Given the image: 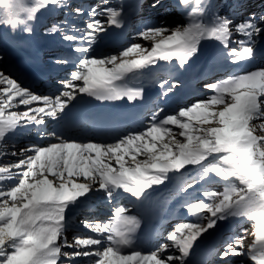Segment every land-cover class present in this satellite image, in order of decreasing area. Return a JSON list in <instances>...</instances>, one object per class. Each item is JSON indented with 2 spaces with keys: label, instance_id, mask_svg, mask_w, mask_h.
I'll list each match as a JSON object with an SVG mask.
<instances>
[{
  "label": "snow or ice",
  "instance_id": "1",
  "mask_svg": "<svg viewBox=\"0 0 264 264\" xmlns=\"http://www.w3.org/2000/svg\"><path fill=\"white\" fill-rule=\"evenodd\" d=\"M178 5L187 12L186 25L145 26L139 35L152 42L150 49L133 43L118 54L102 56L91 55L93 45L108 27H123V10L91 7L83 29L72 25L71 33L62 35L77 55L73 61L67 57L56 61L75 65L58 94H37L0 71V158L28 128H40L41 138L52 141L11 152L22 158L0 165V264H64L65 260L76 264V258L89 256L95 257L93 264H186L197 239L231 217L254 222L255 242L244 253L242 238L234 237L225 242L221 259L246 254L254 264H264V136L255 135L251 127L257 120L264 128V68L205 84L213 93L208 99L162 117L161 109L144 130L128 132L112 143L80 141L44 129L50 120L61 118L78 94L99 101L142 98V87L124 83L129 73L159 61L176 60L184 67L205 40L217 42L233 64L255 58L256 38L264 34V15L257 18L252 13L237 21L234 15H221L210 7L209 0H178ZM65 7L67 0H0V25L32 33L38 12ZM74 11L85 14L81 7ZM63 27L53 24L49 31L61 33ZM73 44L78 46L72 48ZM133 55L137 58L128 59ZM166 85L165 96L175 87L167 80L160 82L161 88ZM217 105H223L222 110L214 111ZM214 122L220 126L203 127ZM173 128L180 130L183 140L177 139ZM139 156L146 158L138 160ZM189 165L198 166L199 179L211 174L226 186L221 193H204L210 203L198 200L186 205L197 222L179 224L168 236L170 245L146 252L138 248L135 234L141 221L124 206L116 207L106 221H83L90 234H77L69 243L68 210L81 198L102 193L111 201L127 193L140 199L154 185L169 180V173H180L182 178L181 170ZM193 186L181 184V190Z\"/></svg>",
  "mask_w": 264,
  "mask_h": 264
},
{
  "label": "bare ground",
  "instance_id": "2",
  "mask_svg": "<svg viewBox=\"0 0 264 264\" xmlns=\"http://www.w3.org/2000/svg\"><path fill=\"white\" fill-rule=\"evenodd\" d=\"M150 1H152V0H150ZM166 1L167 0H162V2L163 3H166ZM168 1H170V0H168ZM216 1V0H215ZM215 3V2H214ZM211 4V3H210ZM254 6H256L257 7V9H255V10H257V13L259 14L258 16H257V18H259V16H261V15H264V13L262 12V13H260L261 12V10H263L264 11V0H262V1H252V3H244V5H242V7L239 9V10H242L243 8L244 9H248V8H250V9H253V7ZM147 8H151V7H149V5H147L146 6ZM259 7H261V8H259ZM260 9V10H259ZM172 17H175V16H172ZM160 24H163L165 27H167L168 29H175L176 27H178V26H182V25H185V24H175V23H173V22H170V21H162V20H159L157 23H155V24H153V25H160ZM175 24V25H174ZM110 28V27H109ZM140 36V35H139ZM140 40H141V38H140ZM149 42H151V41H149ZM205 42V43H204ZM208 41H203L202 43H201V45H200V49H199V51H203V49H204V44H206ZM209 42H212V43H214L215 41H213V40H209ZM208 42V43H209ZM136 43H140L143 47H146V48H151L150 47V45H148L147 44V42H136ZM204 43V44H203ZM216 43V45H215V47L213 48V50H215V49H219V47H221L217 42H215ZM202 46H204V47H202ZM127 47V46H126ZM209 47V46H208ZM202 48V49H201ZM208 49V48H207ZM197 54H199V52L197 53ZM196 54V55H197ZM195 55V56H196ZM135 58H137V56H135V55H133V56H130V57H128V59H135ZM204 58H207L206 56L204 57ZM0 71H3L4 73H5V70L3 69V67L0 65ZM130 74V73H129ZM135 74V73H134ZM84 94H78L77 95V97H80V96H83ZM262 99H264V98H262ZM222 108H223V106H219V105H217V107H215L213 110L214 111H220V110H222ZM256 125H258L259 127H261V122H259V121H257V120H254L253 122H251V127L252 128H257L256 127ZM220 125H215L214 127H219ZM203 127H206V128H208V127H213V126H210V125H203ZM255 130V129H254ZM173 131L175 132V133H177V135H178V132L179 131H177V129H175V128H173ZM256 132V131H255ZM178 137H179V135H178ZM19 146V144L17 143H15V144H13V151L12 152H17V153H19V151L21 150V149H18L17 150V147ZM16 147V148H15ZM19 148V147H18ZM16 149V150H15ZM15 150V151H14ZM19 155H17V156H12L11 154H8V155H6V156H4L3 158H0L3 162H6V163H1L0 165H7V164H12L13 162H15L14 160H15V157H18ZM146 157H144V156H142V158L140 157H138V160H143V159H145ZM131 163V162H130ZM175 175L177 176V174L175 173ZM213 176L214 175H209V177H212L213 178ZM215 177V176H214ZM79 182H82V181H79ZM154 188H151V194H153V195H155L154 193L155 192H153V190L155 191L157 188H158V186H156V185H154L153 186ZM219 187V186H218ZM160 192H162V191H160ZM159 192V193H160ZM164 193H165V191L163 192V195H164ZM87 198V197H86ZM95 198L98 200V197H96L95 195L93 196V199L95 200ZM144 198V197H143ZM92 202H94L93 200H92ZM77 203H79V201L77 202ZM70 210V209H69ZM69 210H68V212H69ZM202 223H204V224H206L207 223V221L205 220V221H201ZM220 223H222L223 225L225 224V223H229V224H231V225H228L227 226V229H229V230H232V231H234V233L233 234H235L230 240H232L235 236L237 237H243L244 235H246V236H248V237H244V238H246V239H243L242 238V244H243V248H242V251L244 252V253H247L248 252V250H249V248L252 246V244L249 242L250 240H252L251 238H252V236H254L255 234V224H254V222H251V221H248V220H246V219H243V218H235V217H231V218H228V219H226V220H223V221H219ZM243 231H245L244 232V235L242 234V232ZM247 232V233H246ZM209 233V232H208ZM246 233V234H245ZM254 234V235H253ZM67 235V239H68V241H69V243H71L72 242V239H70V234L69 233H67L66 234ZM243 235V236H242ZM255 238V237H254ZM173 252H174V250H173ZM241 256H244V259H248L249 260V258H247L248 257V255H241ZM246 257V258H245ZM231 263H233V264H243V261H236L235 259L234 260H231L230 261ZM76 263H77V259H76Z\"/></svg>",
  "mask_w": 264,
  "mask_h": 264
},
{
  "label": "rangeland",
  "instance_id": "3",
  "mask_svg": "<svg viewBox=\"0 0 264 264\" xmlns=\"http://www.w3.org/2000/svg\"><path fill=\"white\" fill-rule=\"evenodd\" d=\"M228 0H209V3H211V7H214L216 10H218V11H221L222 10V8H223V6H224V4H225V2H227ZM215 2V3H214ZM260 37V36H259ZM259 37H257V40H258V38ZM261 37L263 38L264 37V34H262L261 35ZM147 42V44L148 45H150V47H151V45H152V42H149V41H144L143 39H139L138 41H136V42ZM135 42V43H136ZM219 106H223V105H219ZM215 107H217V106H214V108ZM213 108V109H214ZM21 110H23V106H21ZM253 122V121H252ZM259 122H261V121H259ZM262 123V122H261ZM208 125H210V126H217V125H219L218 123H216V122H214V123H211V124H208ZM256 127L257 128H252V130H253V132H254V134H257V136H264V128H262V127H259L258 125H256ZM175 129H177V128H175ZM255 129V130H254ZM177 131H180L179 129H177ZM256 131V132H255ZM177 139H180V140H183V138L182 137H178V135H177ZM9 150H11V148H9ZM142 158V156H139V158ZM0 163H3V161H1ZM51 178V177H50ZM219 179V181L217 182V184L219 185L220 183L219 182H224V181H222L220 178H218ZM82 181V180H81ZM83 182V181H82ZM235 183L237 184V187H242V185H240L239 184V182L238 181H235ZM221 188L218 190L219 191V193H221V192H223L224 191V188H225V186H226V182H224V183H222L221 185H219ZM93 194H95V193H93ZM103 200H105V198H103ZM66 250V249H65ZM238 259H240V258H238ZM237 259V260H238ZM241 260V259H240ZM82 263V262H81Z\"/></svg>",
  "mask_w": 264,
  "mask_h": 264
}]
</instances>
